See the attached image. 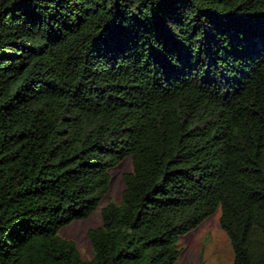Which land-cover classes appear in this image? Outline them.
<instances>
[{
  "label": "trees",
  "instance_id": "16d2710c",
  "mask_svg": "<svg viewBox=\"0 0 264 264\" xmlns=\"http://www.w3.org/2000/svg\"><path fill=\"white\" fill-rule=\"evenodd\" d=\"M218 208L264 264V0H0V264H174Z\"/></svg>",
  "mask_w": 264,
  "mask_h": 264
},
{
  "label": "rangeland",
  "instance_id": "374dc122",
  "mask_svg": "<svg viewBox=\"0 0 264 264\" xmlns=\"http://www.w3.org/2000/svg\"><path fill=\"white\" fill-rule=\"evenodd\" d=\"M133 168V159L128 156L110 171L111 184L106 197L100 202L93 213L85 218L74 219L63 226L59 235L74 240L81 257L93 259V247L88 232L102 224L101 210L111 202H121L125 186L123 176ZM221 209L218 208L209 218L188 233L181 235L179 246L182 252L174 264H199L202 260L215 264H233L234 256L230 237L221 226Z\"/></svg>",
  "mask_w": 264,
  "mask_h": 264
}]
</instances>
